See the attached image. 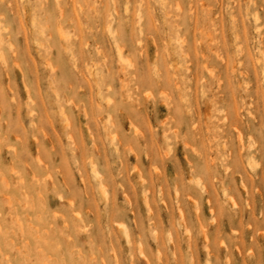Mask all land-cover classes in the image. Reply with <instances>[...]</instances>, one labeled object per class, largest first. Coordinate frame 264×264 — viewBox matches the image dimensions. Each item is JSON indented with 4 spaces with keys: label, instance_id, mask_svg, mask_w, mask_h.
I'll use <instances>...</instances> for the list:
<instances>
[{
    "label": "rangeland",
    "instance_id": "374dc122",
    "mask_svg": "<svg viewBox=\"0 0 264 264\" xmlns=\"http://www.w3.org/2000/svg\"><path fill=\"white\" fill-rule=\"evenodd\" d=\"M0 264H264V0H0Z\"/></svg>",
    "mask_w": 264,
    "mask_h": 264
},
{
    "label": "bare ground",
    "instance_id": "6f19581e",
    "mask_svg": "<svg viewBox=\"0 0 264 264\" xmlns=\"http://www.w3.org/2000/svg\"><path fill=\"white\" fill-rule=\"evenodd\" d=\"M60 16H61V15H60ZM61 18L63 19V16H62ZM60 38H61L62 40H64V38H63L61 35H60ZM10 40H11V39H9L8 42H9ZM8 47H9V49L11 48L10 44L8 45ZM115 49H116V53H117L119 59H121V52H120V49H119V47H118L117 45H115ZM238 140H240V135H238ZM103 200L106 201L105 198H103ZM76 218H77V219H76L77 221H80V219H81V217H80L79 214H77ZM119 228H120L121 233L124 235L126 241H128V234H127V232H126V229H125L123 226H120ZM35 244H36V243H35ZM141 256H143L142 253H141Z\"/></svg>",
    "mask_w": 264,
    "mask_h": 264
}]
</instances>
